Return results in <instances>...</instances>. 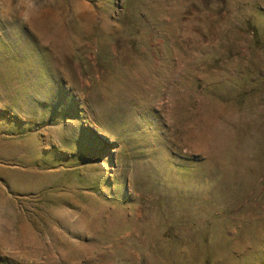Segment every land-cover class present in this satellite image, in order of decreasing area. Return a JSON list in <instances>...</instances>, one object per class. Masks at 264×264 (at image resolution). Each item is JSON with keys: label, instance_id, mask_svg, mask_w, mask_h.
I'll list each match as a JSON object with an SVG mask.
<instances>
[{"label": "rangeland", "instance_id": "obj_1", "mask_svg": "<svg viewBox=\"0 0 264 264\" xmlns=\"http://www.w3.org/2000/svg\"><path fill=\"white\" fill-rule=\"evenodd\" d=\"M0 264H264V0H0Z\"/></svg>", "mask_w": 264, "mask_h": 264}, {"label": "trees", "instance_id": "obj_2", "mask_svg": "<svg viewBox=\"0 0 264 264\" xmlns=\"http://www.w3.org/2000/svg\"><path fill=\"white\" fill-rule=\"evenodd\" d=\"M260 45H261V44H260ZM260 45H259V46H260ZM260 47H262V46H260Z\"/></svg>", "mask_w": 264, "mask_h": 264}]
</instances>
